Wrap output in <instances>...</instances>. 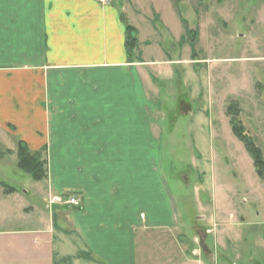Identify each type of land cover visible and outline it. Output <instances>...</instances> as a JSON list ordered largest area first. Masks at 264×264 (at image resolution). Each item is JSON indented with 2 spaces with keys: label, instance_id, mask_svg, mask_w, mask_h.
<instances>
[{
  "label": "crops",
  "instance_id": "obj_1",
  "mask_svg": "<svg viewBox=\"0 0 264 264\" xmlns=\"http://www.w3.org/2000/svg\"><path fill=\"white\" fill-rule=\"evenodd\" d=\"M198 18L192 0H0V135L47 147V192L81 201L54 211L58 231L34 230L40 264H215L159 219L152 195L137 205L138 126L161 137L157 81L194 61Z\"/></svg>",
  "mask_w": 264,
  "mask_h": 264
},
{
  "label": "rangeland",
  "instance_id": "obj_2",
  "mask_svg": "<svg viewBox=\"0 0 264 264\" xmlns=\"http://www.w3.org/2000/svg\"><path fill=\"white\" fill-rule=\"evenodd\" d=\"M192 4L207 39L192 48V63L172 65L175 74L157 81L160 95L150 105L161 115V137L146 128L141 135L138 126V141L145 139L136 148L138 169L146 176L136 179L145 180L147 192L137 193V205L152 195L159 219L188 241L196 236L202 253L215 250V264H264V169L258 173L233 130V124L241 128L264 157V0ZM137 116L143 125L145 117ZM11 141L0 135V264H40L33 248L38 254L46 245L35 238L46 235L34 230L58 231L53 213L70 205L72 195L47 192L48 174L36 181L20 170ZM144 141L153 142L148 153ZM47 150L41 160L48 169ZM55 259L68 264L64 254Z\"/></svg>",
  "mask_w": 264,
  "mask_h": 264
},
{
  "label": "trees",
  "instance_id": "obj_3",
  "mask_svg": "<svg viewBox=\"0 0 264 264\" xmlns=\"http://www.w3.org/2000/svg\"><path fill=\"white\" fill-rule=\"evenodd\" d=\"M128 45L130 51H132L134 47V38H132L131 29L129 31ZM233 130L235 134L240 138V140L245 144L248 151L252 154L257 171L261 174V169H264V157L260 151V148L257 147L252 141H250L249 138L244 135L242 129L235 124H233ZM17 156V164L19 169L29 173L34 180L41 181L47 177V161L41 160V151L33 152L28 148L26 144L20 142ZM10 188L14 190L13 187Z\"/></svg>",
  "mask_w": 264,
  "mask_h": 264
},
{
  "label": "built area",
  "instance_id": "obj_4",
  "mask_svg": "<svg viewBox=\"0 0 264 264\" xmlns=\"http://www.w3.org/2000/svg\"><path fill=\"white\" fill-rule=\"evenodd\" d=\"M60 201H62V200L60 199ZM67 202H68V204L73 205V206H80V204H81L80 199H78L75 196H71Z\"/></svg>",
  "mask_w": 264,
  "mask_h": 264
}]
</instances>
